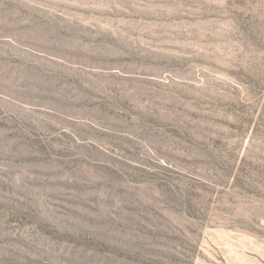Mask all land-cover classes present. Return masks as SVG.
Masks as SVG:
<instances>
[{
    "label": "rangeland",
    "instance_id": "obj_1",
    "mask_svg": "<svg viewBox=\"0 0 264 264\" xmlns=\"http://www.w3.org/2000/svg\"><path fill=\"white\" fill-rule=\"evenodd\" d=\"M0 264H264V0H0Z\"/></svg>",
    "mask_w": 264,
    "mask_h": 264
}]
</instances>
